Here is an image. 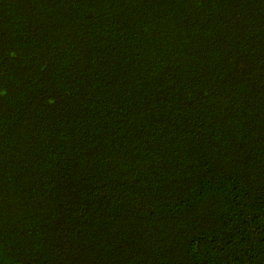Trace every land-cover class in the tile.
I'll return each instance as SVG.
<instances>
[{
  "label": "trees",
  "instance_id": "trees-1",
  "mask_svg": "<svg viewBox=\"0 0 264 264\" xmlns=\"http://www.w3.org/2000/svg\"><path fill=\"white\" fill-rule=\"evenodd\" d=\"M0 264H264V0H0Z\"/></svg>",
  "mask_w": 264,
  "mask_h": 264
}]
</instances>
